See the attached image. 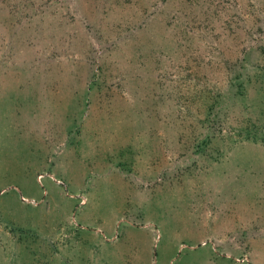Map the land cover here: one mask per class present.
<instances>
[{
  "label": "rangeland",
  "instance_id": "374dc122",
  "mask_svg": "<svg viewBox=\"0 0 264 264\" xmlns=\"http://www.w3.org/2000/svg\"><path fill=\"white\" fill-rule=\"evenodd\" d=\"M0 264H264V0H0Z\"/></svg>",
  "mask_w": 264,
  "mask_h": 264
}]
</instances>
